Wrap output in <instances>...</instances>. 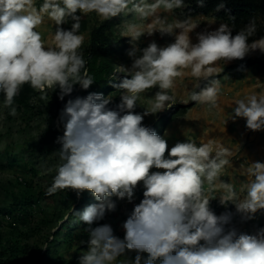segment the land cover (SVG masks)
Wrapping results in <instances>:
<instances>
[{"label":"clouds","instance_id":"clouds-1","mask_svg":"<svg viewBox=\"0 0 264 264\" xmlns=\"http://www.w3.org/2000/svg\"><path fill=\"white\" fill-rule=\"evenodd\" d=\"M197 4L203 7L204 0ZM185 6V0H43L39 6L36 0H0V95L8 115H17L15 98L24 85L42 95L58 88L59 106L69 96L58 109L63 125V135L56 139L61 145L57 151L60 163L45 195L68 189L79 199L88 191L98 201L83 211L73 209V215L88 225V240L81 241L87 248L81 251L78 264H264V228L254 234L226 229L233 217L251 220L264 211V163L241 165L246 180L237 189L222 179L233 155L229 148L211 139L201 142L194 132L188 134L192 140L186 137V142L169 149L167 140L150 129L154 122L150 128L143 125L145 116L164 110L173 100L170 91L178 78L190 75L196 82L190 101L183 103L188 107L183 113H170V120L196 104L218 106V62L243 60L256 50L264 53V37L249 42L257 32L255 18L236 35L222 23L216 30L198 33L193 43L190 33L198 23L191 18L170 23L166 15ZM223 7L221 3L216 10ZM90 14L102 21L132 17L119 25L121 36L130 37L133 43L130 57L135 56V42L145 33L175 35L174 42L164 47L150 43L127 69L123 67L126 59L119 62L117 58L119 43L112 56L113 74L107 80L120 94L114 108L109 107L113 100L109 94L78 97L95 82L84 58L89 26L88 42L84 43L81 34L87 29L80 32L83 16ZM45 18L54 23L51 44L37 31ZM69 19L72 23L67 30ZM121 66L124 77L116 76ZM150 89L158 90L144 112L136 113L141 94ZM73 94L77 97L70 99ZM236 118H244L249 130H264V93L235 100L230 119ZM141 184L143 198L119 233L109 224L92 227L115 211L116 198L131 203ZM217 194L227 209L220 215L215 214L219 211L214 202L219 199ZM234 206L239 214L228 212ZM3 218L10 220L6 212ZM56 248H61L59 242Z\"/></svg>","mask_w":264,"mask_h":264},{"label":"trees","instance_id":"trees-1","mask_svg":"<svg viewBox=\"0 0 264 264\" xmlns=\"http://www.w3.org/2000/svg\"><path fill=\"white\" fill-rule=\"evenodd\" d=\"M221 3L224 4V7L217 11V6ZM185 5L183 9H177L176 12L184 17L212 16L223 21L224 24H228L233 35H236L251 19L255 18L257 32L255 36L249 38V42L264 37V0H204L203 7L197 4V0H185ZM117 17L107 21H98L90 28L89 43L85 49L87 56L84 58L87 60L89 74L94 77L95 82L87 90L82 89L78 97H86L89 93H102L107 96L115 90L107 80L113 74L112 56L116 53L120 43V40L113 36L112 31L110 32L115 26ZM71 23L72 21L69 19L67 30L71 28ZM88 26V20L82 18L80 32L87 29ZM247 66H255L264 72V58L246 56L243 60L225 66L222 72L237 71ZM204 82L208 81L202 80V83ZM42 96L45 98L42 99ZM58 96V88L42 95L41 92L24 85L15 98L17 115L13 117L8 115V110L3 106V96L0 95V109L8 121L4 129L5 134L9 132L23 133V130L31 126V121L36 118L45 117L47 122L44 132L39 135L37 140L31 137L29 140H23L19 146L13 143L10 147H4V155L8 158L9 166L12 168L10 173L15 177L13 183L22 188L16 191L8 182L0 181V186H3V189L11 195L12 199L6 206L0 207V264H78L73 258L65 257L66 251H64L65 254H58L56 243L59 241L57 239L63 228L67 230L62 236L60 235V239L66 248L71 249L75 241H80L79 246L87 247V244H81V241L86 242L88 240L85 231L88 225L73 215V209L83 211L86 206L98 203V201L90 192L85 191L78 200L70 202L69 192L65 189L57 192L61 199H65V202L62 205L56 204L53 202V195L46 196L44 187L35 182L33 175H36V171L31 166L32 164L29 165L30 162L28 164L26 158V153L32 152L37 141L41 142L42 146L49 147L50 135L56 133L51 118L55 110L60 107L57 103ZM76 97L73 94L70 99ZM188 105L176 104L172 106V109L180 114L185 111ZM54 106L56 109L53 108ZM170 116V112L163 115L162 118L154 121L150 129L159 134L164 123L169 122ZM3 135L0 132V137ZM57 135L62 136L63 133H57ZM14 147L17 148L14 150ZM36 186L38 188H35ZM112 199L115 200L114 197ZM1 211H3L2 214ZM4 212L10 216V220L6 222V225L10 227L9 230L4 229ZM126 218L127 216H124V219ZM76 220L78 223L80 222L77 227L69 226L72 221ZM103 224H106L105 217L95 222L92 227ZM54 227L55 230H52ZM77 229L78 231H75ZM2 231L5 233L2 234Z\"/></svg>","mask_w":264,"mask_h":264},{"label":"rangeland","instance_id":"rangeland-1","mask_svg":"<svg viewBox=\"0 0 264 264\" xmlns=\"http://www.w3.org/2000/svg\"><path fill=\"white\" fill-rule=\"evenodd\" d=\"M43 2V0H36L37 6H39V4H41ZM167 15V19L168 21L171 23L174 21V19L183 21L187 18H191L193 20H195L196 23H198L197 27L190 33V38L192 40L193 43L197 42V34L201 33L205 30L207 31H213L219 28V26L223 23V21L215 19L212 16H204V15H198V16H193V17H184L180 14H178V12H176V10H174L173 13H168ZM84 19L88 20L89 22V28H91L92 25L96 24L98 21H101V19L97 16H95V14H90L88 16H83ZM131 16H124V15H120L117 17V21H116V25L114 26L113 29L110 30V32L112 31L113 36H117L120 39V47H121V52L117 58L120 62V60L122 61V59H126L123 63V67L125 69L130 68L133 60L135 58H139L142 55V50L144 48H146L150 43L152 42H156L158 46L160 47H164L167 46L170 43H173L175 40V35H169V34H161L160 32H154L152 35H148L147 33H145L144 35H142L138 41L135 42V47L137 48L136 54L134 57H130L128 55L129 51L132 50L133 48V43L131 42V38L130 37H123L121 36V31L122 29L119 27L120 24L123 23L124 20L126 19H131ZM224 24V23H223ZM62 27L65 29V24L62 25ZM88 30L86 32L81 33L85 39H84V43L88 42ZM37 31H39L42 34V37L44 38L46 44H51L52 42V35L54 33V23L52 21H49L47 18H45V22L44 24H42ZM176 32L178 33L179 30L177 29ZM249 55V54H248ZM237 61V60H236ZM123 62V61H122ZM221 65L219 66V68L217 69L218 71L222 70V65H226L224 64L225 62L223 61V63L220 61L218 62ZM121 67H118L116 69V76H122L124 77V73L122 72L123 69H121ZM260 71V70H259ZM235 72V71H233ZM261 73H264L262 71H260ZM220 83L221 80L220 79ZM196 81L194 80V78H192L190 75H185V77L183 78H178L177 82H176V86L175 88L170 91V95L173 96V100L169 101L166 104V108L156 114H150L148 116L144 117L143 120V125L150 128L151 124L155 121V119L157 117L162 116L165 113L170 112L171 114L174 113V110L171 109L170 110V106H172L173 104L176 103H186L189 100V95L190 92L193 90V85ZM158 89H150L148 90L146 93H142L141 94V98L138 101L137 107L135 108V112L136 113H143L144 112V108L143 107H147L148 106V99L154 95L155 91H157ZM110 96H113V100L112 103L109 105L110 108H114L116 104H118L120 102V94L117 90H115L113 93L109 94ZM109 95H107L106 97H108ZM69 98V96H65L64 100L61 101L60 103V107L63 106L64 102ZM141 105V106H140ZM54 109L55 106L53 107ZM60 112L61 109L58 110L56 109L55 112L53 113V117L51 118V123L52 126L55 128L56 133L51 134V143L49 144V147L46 148L44 145L42 146V143L37 141L35 142V146L29 142V144H32L34 146L32 152H27L26 153V158L28 161V164L30 162L29 165H31L35 171H36V175L34 174L33 176H35L34 180L37 184H41L45 191L47 189L48 186H50V184L52 183V178L53 176L56 174V168L57 165L60 163L59 160V156H58V150L61 147L60 144L56 143V139L58 137L57 133H63V125L60 123ZM187 112V113H186ZM186 114H182L179 116L173 115L172 119L167 122V124L163 127V129L161 130V132L159 133V135L163 138H165L168 142L169 145V149L174 146L175 143L177 142H186V137L189 138V140H192V136L188 135V134H193L194 132L198 133V136L201 137L202 136V129H203V121H205L206 123H208V121H210L212 126H215L216 128H218L221 124H223L222 122H226L227 118L230 117V112L229 114L226 113V111H220L217 110L216 108L213 107V110H210L209 108H202V106L200 104H196L193 105L189 110H186ZM226 113V114H225ZM187 115V117L185 116ZM187 119V120H186ZM203 120V121H202ZM7 120L5 119L4 114L2 113V110L0 109V132L2 134H4L3 136L0 137V181H6L8 182L10 185H12L11 187L18 191L20 190L22 187L17 186L13 183L15 177H13V175H11V167L9 166V160L8 158L4 155V147H10L11 144H15L16 146H19L23 140H29L31 139V137H34L35 140H37L39 138V135H41L42 132H44V129L47 126V122H46V118H36L33 119L31 121V126H28V128H25L23 130V133H19V132H9L7 134L4 133V129L6 128L7 125ZM163 123V122H162ZM161 126V123H160ZM180 133L185 134V136H183L182 138H180ZM228 135V133L226 134ZM249 137H251L252 135L249 133L248 135ZM59 147H58V146ZM17 147H14V150ZM43 148V150H41ZM22 167V166H21ZM26 168V167H24ZM16 169V168H15ZM23 169V167H22ZM153 171H156V169H152ZM10 187V186H9ZM35 188H38L37 186ZM69 192V199L71 200L70 202L74 201V200H78V197L76 195V192L73 190H68ZM143 185H139L136 190H135V195H134V199L133 201L130 203L128 202L126 199L125 200H119L116 198V209L115 211L112 212H108L105 215L106 218V224L111 225V227L113 226V229L115 228V230H113V232L115 231L116 233L118 232L119 227L122 226L123 222L126 219H123V216H128L131 211L134 208L135 204L139 203V199L143 198ZM81 196V195H80ZM54 201L56 204L58 205H62L65 202V199H61V196L56 193L53 195ZM52 198V199H53ZM12 201L11 199V195L6 192L3 189V186H0V207L3 208L4 206H6V204H9ZM42 204V203H41ZM231 213H235V214H239L236 212L235 206L232 208H229L228 212ZM3 211H1L2 214ZM234 216V215H233ZM259 217V213L255 214L254 218H258ZM121 218L123 221H121ZM239 220H236V222H240L245 223V224H250L251 227H253V229L256 231L259 228H263V224L264 222L261 221L260 225H256V223L252 222L251 220H242L241 215H239ZM9 221V220H7ZM5 221L3 223L4 225V229L5 230H9L10 227H8V225H6ZM80 222L78 223V221H72L69 226H76L79 225ZM251 227H249V230L251 229ZM55 228V227H54ZM54 228L52 230H54ZM66 228H63L62 232L60 233V235L62 236L63 233L66 231ZM241 230V229H240ZM75 231H78L75 230ZM242 231V230H241ZM5 233L4 231H2V234ZM60 235L58 237L57 240H59L58 242L60 243L61 248L58 250V254H63L64 251H66V255L65 257L68 259H74L76 262H78V257L81 253V251L86 250L87 247H82L79 246L80 241H75L74 242V246L69 249L66 248V246H64L62 243V240L60 239ZM124 237V235H122ZM65 254V253H64ZM134 255V254H133ZM122 259V258H121Z\"/></svg>","mask_w":264,"mask_h":264},{"label":"crops","instance_id":"crops-1","mask_svg":"<svg viewBox=\"0 0 264 264\" xmlns=\"http://www.w3.org/2000/svg\"><path fill=\"white\" fill-rule=\"evenodd\" d=\"M247 56L262 59L264 58V53L260 50H256L250 52ZM237 61L233 60L224 64L230 65ZM221 62L223 63V61ZM220 65V63H217V69ZM223 67L224 65H222V69ZM221 71H218L219 75L216 77L217 79H222L220 83L221 93L218 97V106L214 107L217 110L226 111L227 114L230 112L231 116L235 100L246 98L251 94L264 93V73H261L256 67H243L235 72ZM225 77H228V79H225ZM201 106L202 108L213 110V107L210 105ZM210 123V121H208V123L203 121L204 126L201 132V142H207L211 139L217 143L223 144L232 151L233 155L230 157L231 163L222 173V179L236 185L238 189L241 182L246 180V177L241 175L243 171L241 165L244 164L246 166L247 163L257 161L264 163V130L252 131L247 129L246 120L244 118L232 120L229 117L227 121L222 122L223 124L218 128L215 127L216 125L212 126ZM227 133L228 135H226ZM249 133L252 135L251 137L248 136ZM180 135H182V133H180ZM217 196L219 198V194H217ZM212 202L213 201H211V203ZM214 202L215 205L219 207V211L217 213L214 212L215 214L220 215L227 211L225 206L220 203V198L214 200ZM261 221L264 222V211L259 213L258 218L252 219V222L256 223V225H260ZM232 227L236 228L238 232H241L240 229H242V232L249 234H254L257 229L254 230L250 224L236 222L235 217H233L231 224L226 226V229ZM249 227H251L250 230Z\"/></svg>","mask_w":264,"mask_h":264}]
</instances>
